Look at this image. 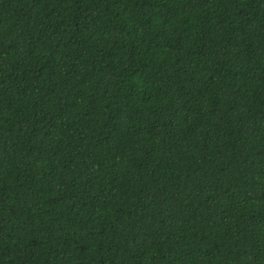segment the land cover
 Listing matches in <instances>:
<instances>
[{"label": "trees", "instance_id": "1", "mask_svg": "<svg viewBox=\"0 0 264 264\" xmlns=\"http://www.w3.org/2000/svg\"><path fill=\"white\" fill-rule=\"evenodd\" d=\"M0 264H264V0H0Z\"/></svg>", "mask_w": 264, "mask_h": 264}]
</instances>
